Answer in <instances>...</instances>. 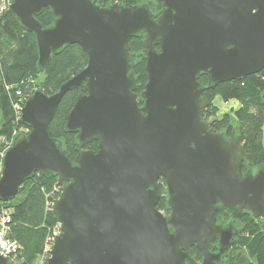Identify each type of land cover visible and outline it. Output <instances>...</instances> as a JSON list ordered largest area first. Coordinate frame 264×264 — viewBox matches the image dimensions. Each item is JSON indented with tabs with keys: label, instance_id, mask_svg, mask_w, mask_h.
<instances>
[{
	"label": "water",
	"instance_id": "obj_1",
	"mask_svg": "<svg viewBox=\"0 0 264 264\" xmlns=\"http://www.w3.org/2000/svg\"><path fill=\"white\" fill-rule=\"evenodd\" d=\"M155 3L156 11L115 0H9L35 36L39 67L72 44L88 57L58 91L37 88L26 99L20 118L29 131L2 158L0 201L12 200L35 172L57 175L52 213L61 233L47 264H220L241 231L217 224L219 207L264 217V164L242 171L251 159L241 133L214 132L202 94L264 68V0ZM45 7L54 16L47 27L36 17ZM139 34L148 76L140 93L130 51ZM81 85L86 92L66 121L76 133L72 160L51 123L64 95ZM91 141L97 151L85 148ZM161 177L168 215L158 208ZM0 264L10 263L0 255Z\"/></svg>",
	"mask_w": 264,
	"mask_h": 264
},
{
	"label": "trees",
	"instance_id": "obj_2",
	"mask_svg": "<svg viewBox=\"0 0 264 264\" xmlns=\"http://www.w3.org/2000/svg\"><path fill=\"white\" fill-rule=\"evenodd\" d=\"M111 1L99 0V3L107 5ZM115 1L122 4L146 2L156 11L155 0ZM2 2H5L6 7L0 10V149L12 142L21 128H28L17 112V102L23 104L37 88L47 94L58 91L64 81L82 71L88 63L83 48L79 44H72L59 54L53 53L51 59L39 67V53L34 34L21 26L9 10L7 0H0V4ZM36 17L44 27L51 25L54 20L47 7ZM144 37V34H139L130 40V51L135 56L134 74L138 93L145 88L148 79L143 54ZM41 76L43 78L39 80ZM198 79L202 84H207L208 77L205 74L200 75ZM82 92H86L83 85L68 91L51 123L52 136L62 141L72 160L78 152L76 133L66 129V121L75 99ZM202 94L209 100L203 116L216 117L211 129L224 130L229 135L236 129L241 133L243 146L250 154L251 162L254 165L264 164V68L243 79L220 82L214 88L204 89ZM217 96L224 101L237 99L240 105L229 112L219 114V106L214 101ZM97 144V141H91L85 148L97 151ZM56 181V174L35 172L21 184L18 194L12 200L0 201V207L7 208L11 213L9 236L21 242L25 248L24 258L16 264H29L33 261L36 253L41 250L44 238L49 234V227L56 223L52 211L47 213L45 208V192L51 191ZM158 208L169 210L165 197L160 199ZM240 221L243 224L242 232L225 256L229 258L226 262L264 264V217L244 215ZM194 255L201 260L202 254L197 247H194Z\"/></svg>",
	"mask_w": 264,
	"mask_h": 264
},
{
	"label": "built area",
	"instance_id": "obj_3",
	"mask_svg": "<svg viewBox=\"0 0 264 264\" xmlns=\"http://www.w3.org/2000/svg\"><path fill=\"white\" fill-rule=\"evenodd\" d=\"M8 4H9V0H7V5ZM5 7H6L5 2H2V4H0V10H3ZM18 94L21 95V92L18 91ZM20 99L23 100L22 97ZM22 106L23 105L20 102H17L15 104L17 112H19L20 116H21ZM12 142L8 143L7 146L0 149L1 158H3L5 150L8 147H10ZM2 167H3L2 160H0V176L2 173ZM60 194H61V185L58 183V181H56V183L53 185V189L51 191L45 192V201H46L45 208L47 211H52V205L55 199H57L60 196ZM11 220L12 217L10 210L4 207H0V255L5 256L10 264H16L22 260L23 247L18 240L9 236V232L11 229ZM60 233H61V226L56 221L54 226L49 227V234L46 237L42 249L38 253L40 257L39 264H47V261L51 256L54 239Z\"/></svg>",
	"mask_w": 264,
	"mask_h": 264
},
{
	"label": "flooded vegetation",
	"instance_id": "obj_4",
	"mask_svg": "<svg viewBox=\"0 0 264 264\" xmlns=\"http://www.w3.org/2000/svg\"><path fill=\"white\" fill-rule=\"evenodd\" d=\"M211 116H213V115H210L209 117L207 116V115H204V118L205 119H208V118H210ZM215 122V121H214ZM214 122H212L211 123V125L214 123ZM211 125H210V127H211ZM214 132H225L224 130H213ZM233 135V132H232V134H227V136L228 137H231ZM98 145V144H97ZM98 149V148H97ZM260 165H262V164H259V165H254L252 162H251V160H250V162H243V166H242V171L244 172V171H248L249 173H252V174H255L256 172H257V170H258V167L260 166ZM161 182H162V185H161V190H163V196L165 197V199L167 200V183H166V179L164 178V177H161L160 179H159ZM244 215H249L247 212H246V210H242V211H239V210H230V209H227V208H222V207H219V211L216 213V222H217V224H219L220 226H222V227H229V228H232V229H239L241 232H242V225H240V220H241V217H243ZM240 225V226H239ZM241 232H240V234H241ZM239 234V235H240ZM238 235V236H239ZM237 236V237H238ZM236 237V238H237ZM236 240V239H235ZM217 243H218V236L217 237H215V239H214V248H212L211 250L213 251V252H217V250H218V247H217ZM234 244H235V241H234ZM234 244L232 245V247H231V249L233 248V246H234ZM194 247H196V246H193V251H194ZM230 249V250H231ZM229 250V251H230ZM201 252V251H200ZM229 253V252H228ZM202 254V253H201ZM228 255V254H227ZM227 255H223L222 256V259H221V263L224 261V259H225V256H227ZM192 257H193V259L197 262V263H200L201 262V260H202V257H201V260H198L197 258H196V256L194 255V253H193V255H192ZM220 263V264H221Z\"/></svg>",
	"mask_w": 264,
	"mask_h": 264
},
{
	"label": "rangeland",
	"instance_id": "obj_5",
	"mask_svg": "<svg viewBox=\"0 0 264 264\" xmlns=\"http://www.w3.org/2000/svg\"><path fill=\"white\" fill-rule=\"evenodd\" d=\"M141 3H146V2H141ZM148 4V3H147ZM150 6V5H149ZM43 78V76H41L40 77V79L39 80H41ZM19 96H21L20 94H18ZM214 101H215V103L219 106V114H222V113H224V112H229V111H231L233 108H238L239 107V105H240V102H239V100H237V99H230L229 101H224L221 97H219V96H217L215 99H214ZM25 103V102H24ZM24 103L22 104V105H24ZM23 107V106H22ZM215 116V115H214ZM27 131H29V128H21V130L20 131H18L19 133L20 132H27ZM263 135H264V124H263ZM0 160H2V158L0 157ZM161 192L163 193V190H161ZM162 197H164V196H162ZM45 205H46V201H45ZM163 211V213L165 214V215H168L169 213H170V210H162ZM46 212L48 213L49 211H47L46 210ZM240 223V225H242L243 226V224H242V222L240 221L239 222ZM239 225V226H240ZM47 237V236H46ZM46 237L44 238V240H43V243H42V245H41V249H42V247H43V244L45 243V240H46ZM21 245H22V247H23V251H22V258H24V245L21 243V242H19ZM39 252H40V250H39ZM39 252H37L36 253V256H35V258L33 259V261L31 262V263H29V264H39V261H40V257H39V255H38V253ZM226 258V257H225ZM227 259H229L228 257L225 259V261H223L221 264H228L226 261H227Z\"/></svg>",
	"mask_w": 264,
	"mask_h": 264
}]
</instances>
